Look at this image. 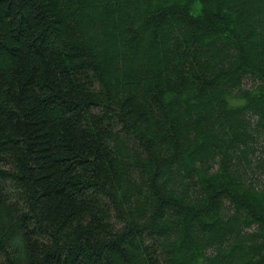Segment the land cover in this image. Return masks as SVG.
<instances>
[{
  "label": "trees",
  "instance_id": "16d2710c",
  "mask_svg": "<svg viewBox=\"0 0 264 264\" xmlns=\"http://www.w3.org/2000/svg\"><path fill=\"white\" fill-rule=\"evenodd\" d=\"M0 264H264V0H0Z\"/></svg>",
  "mask_w": 264,
  "mask_h": 264
},
{
  "label": "rangeland",
  "instance_id": "374dc122",
  "mask_svg": "<svg viewBox=\"0 0 264 264\" xmlns=\"http://www.w3.org/2000/svg\"><path fill=\"white\" fill-rule=\"evenodd\" d=\"M195 8L198 10L199 9V6L195 4ZM246 87H249L252 85V81H248L247 83H244Z\"/></svg>",
  "mask_w": 264,
  "mask_h": 264
}]
</instances>
